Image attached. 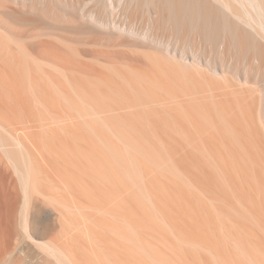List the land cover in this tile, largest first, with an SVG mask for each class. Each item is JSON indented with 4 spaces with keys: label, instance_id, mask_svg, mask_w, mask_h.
Returning <instances> with one entry per match:
<instances>
[{
    "label": "bare ground",
    "instance_id": "bare-ground-1",
    "mask_svg": "<svg viewBox=\"0 0 264 264\" xmlns=\"http://www.w3.org/2000/svg\"><path fill=\"white\" fill-rule=\"evenodd\" d=\"M97 2L0 0V264H264V0Z\"/></svg>",
    "mask_w": 264,
    "mask_h": 264
},
{
    "label": "rangeland",
    "instance_id": "rangeland-1",
    "mask_svg": "<svg viewBox=\"0 0 264 264\" xmlns=\"http://www.w3.org/2000/svg\"><path fill=\"white\" fill-rule=\"evenodd\" d=\"M96 4H98V6L101 7L103 12L108 17V22H110L113 27L116 22H124L126 20L125 15L123 14V11L120 9V7H118L117 4L116 7L113 6L110 0H98ZM148 19H150L149 13L147 11L143 12V14H141L140 21L136 24V27L139 29V32H141V34H133V32H129V33L132 34L137 39L139 38L140 40H144V41H152L149 40L148 37L144 36V33L148 32V27H149ZM163 34L164 33H162V35ZM167 34L168 33H166V35ZM198 47H200V44L198 45ZM191 50L192 49L190 48L189 54L192 55V53L190 52ZM259 81L260 84L264 86V77H260ZM17 258H18V253L8 254V256H6L7 260L5 259L4 264H14Z\"/></svg>",
    "mask_w": 264,
    "mask_h": 264
}]
</instances>
